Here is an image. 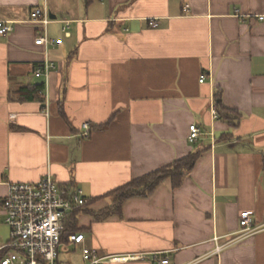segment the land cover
Wrapping results in <instances>:
<instances>
[{
	"label": "crops",
	"instance_id": "obj_1",
	"mask_svg": "<svg viewBox=\"0 0 264 264\" xmlns=\"http://www.w3.org/2000/svg\"><path fill=\"white\" fill-rule=\"evenodd\" d=\"M35 9L54 45H35ZM0 22L13 26L0 35V251L9 184L51 175L100 211V197L200 150L181 187L166 180L122 217L80 214L86 245L116 259L103 264H264V0H0ZM47 60L45 95L28 96ZM219 92L239 119L218 118ZM243 212L256 232L234 241Z\"/></svg>",
	"mask_w": 264,
	"mask_h": 264
},
{
	"label": "built area",
	"instance_id": "obj_2",
	"mask_svg": "<svg viewBox=\"0 0 264 264\" xmlns=\"http://www.w3.org/2000/svg\"><path fill=\"white\" fill-rule=\"evenodd\" d=\"M31 19L43 25V29L38 32L35 39V45L44 48L54 45V40L50 39L45 29L52 23L48 12L35 9ZM150 26L156 28L158 25L152 21ZM67 30L68 27L65 26L63 31L66 34ZM12 31V24L0 22L1 36H6ZM55 68V63L50 60L36 67L35 75L46 79L45 88L40 95H45L49 75ZM205 79L206 76H202L200 83H204ZM83 130L84 137L88 138L90 125L85 123ZM201 136L202 131L199 127L195 124L191 125L189 143H197ZM88 202L82 189L59 184L51 175L36 183L9 184L8 193L2 201V208L10 234L9 242L4 248L6 254L0 264H67L60 261L62 249L69 251L71 247L78 246H80L83 264H103L106 260H116L111 257H101L97 250L88 247L83 233L67 230L66 221L71 212L78 207L86 206ZM240 225L241 236L234 241L256 232L249 212L241 214ZM138 259L140 258H132V260ZM160 263L170 264V261L166 258Z\"/></svg>",
	"mask_w": 264,
	"mask_h": 264
},
{
	"label": "trees",
	"instance_id": "obj_3",
	"mask_svg": "<svg viewBox=\"0 0 264 264\" xmlns=\"http://www.w3.org/2000/svg\"><path fill=\"white\" fill-rule=\"evenodd\" d=\"M44 85L28 86L24 89L27 91L28 96L38 97L41 90H43ZM32 96V97H33ZM216 110L218 118L221 120H232L233 115L237 119L241 117L238 112H234L224 106L222 102L221 92L216 96ZM202 151L196 150L191 152L189 155L182 157L171 164L160 168L156 171L150 172L140 178L134 179L129 183L107 193L106 195L100 197L111 199V204L103 210L95 211L90 209L92 201L84 207H78L74 209L66 221V227L68 231L71 232H83L84 229L78 227V216L80 214H86L91 216L95 221L102 222L106 221L112 217H122L123 216V206L124 204L136 198H149L154 192L161 186L166 180H171L173 188H179L183 185L186 176L194 169L198 160L200 159ZM6 254V249L0 251V261Z\"/></svg>",
	"mask_w": 264,
	"mask_h": 264
},
{
	"label": "rangeland",
	"instance_id": "obj_4",
	"mask_svg": "<svg viewBox=\"0 0 264 264\" xmlns=\"http://www.w3.org/2000/svg\"><path fill=\"white\" fill-rule=\"evenodd\" d=\"M4 232L8 237L7 227ZM60 260L63 263H67V264H83L81 252L75 247H71L69 251L62 249L60 254Z\"/></svg>",
	"mask_w": 264,
	"mask_h": 264
}]
</instances>
